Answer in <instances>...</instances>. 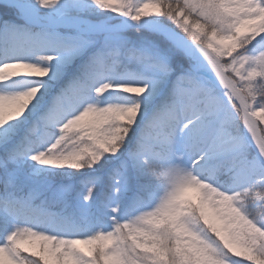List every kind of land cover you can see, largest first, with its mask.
I'll return each mask as SVG.
<instances>
[{"label": "snow or ice", "instance_id": "6c2138e0", "mask_svg": "<svg viewBox=\"0 0 264 264\" xmlns=\"http://www.w3.org/2000/svg\"><path fill=\"white\" fill-rule=\"evenodd\" d=\"M0 264H264V0H0Z\"/></svg>", "mask_w": 264, "mask_h": 264}, {"label": "rangeland", "instance_id": "374dc122", "mask_svg": "<svg viewBox=\"0 0 264 264\" xmlns=\"http://www.w3.org/2000/svg\"><path fill=\"white\" fill-rule=\"evenodd\" d=\"M225 59H227V57H225Z\"/></svg>", "mask_w": 264, "mask_h": 264}]
</instances>
